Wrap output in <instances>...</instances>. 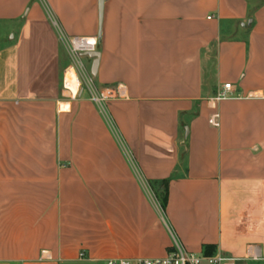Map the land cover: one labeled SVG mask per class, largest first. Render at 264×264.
I'll list each match as a JSON object with an SVG mask.
<instances>
[{"label": "crops", "instance_id": "1", "mask_svg": "<svg viewBox=\"0 0 264 264\" xmlns=\"http://www.w3.org/2000/svg\"><path fill=\"white\" fill-rule=\"evenodd\" d=\"M99 29V0H0V264L158 258L174 238L264 264V0H106ZM74 37L100 52L91 85Z\"/></svg>", "mask_w": 264, "mask_h": 264}, {"label": "built area", "instance_id": "2", "mask_svg": "<svg viewBox=\"0 0 264 264\" xmlns=\"http://www.w3.org/2000/svg\"><path fill=\"white\" fill-rule=\"evenodd\" d=\"M95 44H92L87 40V38H79L74 37L70 39V49L72 56L74 59H80L81 54L87 51L95 50ZM77 86L76 93H72L68 86L66 79L64 80L63 87L65 90L69 91L70 96L72 99H76L78 96L79 89L81 87V83L79 81ZM86 83L91 85L93 83V76L90 73L86 75ZM231 84L227 83L224 84L223 89L219 91L218 95L216 96L215 100L220 101L227 98H230L229 95L231 92ZM119 95L118 90H110L106 93L100 94H92L91 99L94 102L102 103L113 96ZM217 115L213 118H210V124L214 126H218ZM83 253L80 254V258H83ZM202 260H206L209 264H221L226 263L229 259L223 257H205L201 254H197L195 252H191L183 248L179 242L174 238L173 244L171 247L168 248L166 254L163 257L158 258H136V259H109L107 260V264H201Z\"/></svg>", "mask_w": 264, "mask_h": 264}, {"label": "water", "instance_id": "3", "mask_svg": "<svg viewBox=\"0 0 264 264\" xmlns=\"http://www.w3.org/2000/svg\"><path fill=\"white\" fill-rule=\"evenodd\" d=\"M106 0H99V24H100V29H99V35L98 38L101 37V25H102V20H103V9H104V2ZM81 57H88L92 59V66H91V74L92 76L97 75L98 71V65H99V59H100V52L97 50H92V51H87L81 54Z\"/></svg>", "mask_w": 264, "mask_h": 264}, {"label": "trees", "instance_id": "4", "mask_svg": "<svg viewBox=\"0 0 264 264\" xmlns=\"http://www.w3.org/2000/svg\"><path fill=\"white\" fill-rule=\"evenodd\" d=\"M168 181L163 180L161 182H150V187L155 193V197L160 205V209L162 212H165V208L167 205V189H168ZM209 247L206 248V252L208 253Z\"/></svg>", "mask_w": 264, "mask_h": 264}, {"label": "rangeland", "instance_id": "5", "mask_svg": "<svg viewBox=\"0 0 264 264\" xmlns=\"http://www.w3.org/2000/svg\"><path fill=\"white\" fill-rule=\"evenodd\" d=\"M88 60L89 59H87V58H83L82 59V61L84 63H86L88 67H90L89 64H88V62H89ZM71 264H107V262H90V261H86V260H84V261L81 260V261H77V262H74V263H71ZM201 264H208V262L206 260H202Z\"/></svg>", "mask_w": 264, "mask_h": 264}, {"label": "bare ground", "instance_id": "6", "mask_svg": "<svg viewBox=\"0 0 264 264\" xmlns=\"http://www.w3.org/2000/svg\"><path fill=\"white\" fill-rule=\"evenodd\" d=\"M89 42H91L92 44H95V42H92L91 39H87ZM67 82V86L69 88V90L71 91V86H72V89L75 90V86H76V80L73 78L72 80L70 78H68V81Z\"/></svg>", "mask_w": 264, "mask_h": 264}]
</instances>
